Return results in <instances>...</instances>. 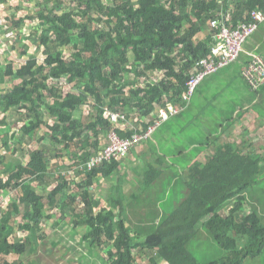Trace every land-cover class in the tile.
I'll use <instances>...</instances> for the list:
<instances>
[{"label": "trees", "instance_id": "1", "mask_svg": "<svg viewBox=\"0 0 264 264\" xmlns=\"http://www.w3.org/2000/svg\"><path fill=\"white\" fill-rule=\"evenodd\" d=\"M27 1L9 6H14L15 13L4 11L0 25V33L16 31L24 37L26 25L37 20L35 36L43 47L41 57L29 54L18 68L12 63L0 65V85L12 80L8 90L0 92V131L6 133L0 148V264H23L34 245L44 243V223L54 219L56 209L62 214L74 211V228L85 227L82 241L91 249L107 248V264H244L260 254L264 218L253 204L249 209L250 203L259 202L250 196L252 189L259 190L264 182L258 175L259 159L229 144L219 146L210 160L192 163L191 155L196 153H188L187 141L182 139L178 145L176 138L189 134L191 140L197 130L190 127L192 120L174 126V117H185L206 76L230 66L241 55L206 75L185 99L189 80L200 69L196 63L213 55L221 22L234 19L237 26L249 21L254 8L264 9V0H69L76 7L62 13L51 10L54 0L44 7L30 0L34 12L29 11ZM56 2L65 4V0ZM68 46L70 52L65 51ZM157 74L159 79L153 77ZM243 77L253 91L264 88L261 84L253 89L244 73ZM66 85L69 89L64 91ZM86 105L95 108L88 122L82 119ZM171 106L182 110L171 114ZM12 110L23 115V123L15 127L7 121ZM162 110L169 114L164 120L160 119ZM112 113L124 114L127 120L115 123ZM157 120L154 131L127 153L134 158L130 167L138 175L140 189L130 194L124 189L123 179L129 173L121 168L124 157L80 170L111 144V132L132 138L145 134ZM157 134L162 139L160 150L152 147L155 141L159 143ZM106 135L107 142L100 144ZM173 139L187 194L172 212L159 218L154 230L147 231L143 226L147 214L138 219L140 225H132L127 209L141 206L139 196L162 175L174 176L167 171V158L173 153L167 141ZM46 140L58 151L55 157H70L71 170L58 172L59 165L51 166L49 160L54 153L29 148L35 141ZM142 145L141 154L132 152ZM102 181L110 183V188L95 194ZM12 192L14 200L4 209V197ZM202 228L230 253L201 262L189 245ZM146 252L148 261L139 262L137 254ZM12 254L19 258H11Z\"/></svg>", "mask_w": 264, "mask_h": 264}, {"label": "rangeland", "instance_id": "2", "mask_svg": "<svg viewBox=\"0 0 264 264\" xmlns=\"http://www.w3.org/2000/svg\"><path fill=\"white\" fill-rule=\"evenodd\" d=\"M19 0H7L5 3H0V25H2V21H4L3 16L6 14L13 15L15 13V10L13 7L9 8V6L17 5ZM39 5L44 7L45 3L48 0H37ZM1 2V1H0ZM28 3V9L30 12H34V5L30 0L27 1ZM6 9H5V5ZM76 6L73 5L69 0H65L64 3H59L54 0V2L51 5V10L55 13H62L64 11H67L68 9L75 8ZM8 8V9H7ZM6 11V12H4ZM3 15V16H2ZM34 21L33 24L26 25L23 34L24 37L21 35L19 37L18 32H10V33H0L1 38V44H0V65L6 67L8 63H12L15 68H18L21 64L25 63L29 54H35L39 57L42 56V50L43 47H39L40 39L36 37L35 30L38 29L39 25ZM235 23L231 22V25L228 27H234ZM46 29V28H45ZM29 36V37H28ZM28 37V38H27ZM72 47V46H71ZM66 52H70V46L65 48ZM158 75H153L156 79L158 78ZM238 83L237 85L241 84L242 87H245V82L242 78V76H238ZM17 81V80H15ZM63 81V80H62ZM64 82V81H63ZM53 83H56L53 81ZM61 83H58V86ZM12 85V80L9 78L6 83L0 85V92H5L8 90V87ZM57 86V88H58ZM64 87V86H63ZM69 87L66 85L64 87V91L68 90ZM246 89V87H245ZM224 90V92H222ZM46 93L51 96V93L49 90H46ZM204 96V99L206 95L210 97L211 100V106L215 108L208 107L204 109L201 105V99L199 97ZM219 98H216L215 101H213V96L217 95ZM192 100L194 105H198L196 111L193 114L192 123L190 124V127H195V130L199 131L196 137H203L204 130L203 128H208L210 130H213L214 127H218V122L214 123L213 119L206 120L201 119V116H197V114L204 109V116L210 112V111H221L222 113L226 114L228 111H230L236 102L239 100L238 96L236 95L235 91H233L232 87L228 86L225 82H222V78L219 76V72H216L214 74H209L206 76L205 80L201 83L200 86L197 87V90L192 96ZM236 106V105H235ZM216 109V110H215ZM129 110H135V108L129 109ZM95 108L92 105H86L84 108V113H82V119L84 122H88L94 114ZM3 117V114H1ZM7 121H10V124L12 127L16 126V123L20 121V123H23V115L18 114L17 111L12 110L7 113ZM48 122H51L52 119H48ZM187 121V118H181L179 116L174 117V126H178L181 123L185 124ZM202 124V125H201ZM204 124V125H203ZM166 127L165 125H162L158 130H162ZM203 127V128H202ZM4 131H0V148L2 147L3 143V137L6 133L2 134ZM154 137V136H153ZM155 139H159V143L154 142L155 144L152 145V147L155 149H159L160 147L158 144L162 145V139L158 137V134L156 135ZM178 140V145L183 144V141L176 138ZM205 139V138H204ZM105 141L107 142V135L99 139L100 144H104ZM13 142L12 140L10 141ZM150 142V141H149ZM205 142V141H203ZM201 142V143H203ZM171 149H173V153H170V156L167 158L168 160V169L169 172H174V176L168 175H162L153 185L148 188L144 194L140 195V205L135 204L134 206H130L127 209V216L130 220L132 225L138 224L140 225V221L138 219L143 215L147 214V217L145 218L143 222V226H146L147 231L154 230L156 223L160 220L159 218H162L163 215L169 214L172 212L178 204L181 202V200L186 196L187 194V186H184V179L180 173L182 171H179V166L177 164V159L174 157V139L169 143ZM176 145L177 152L180 150L179 146ZM155 146V147H154ZM36 148V149H44L50 152V154L54 153V155H51L52 157L49 159L51 162V166L58 164L59 168L57 171L59 172L61 169L64 171L71 170L70 163V157L69 156H62L60 158L55 157L56 153L58 151L53 148V146L50 144L48 140L44 141L43 143H37L36 141L33 142L32 146H29V148ZM28 149V147H27ZM144 151V149L140 148L137 149V153L141 154ZM165 153V152H164ZM169 154V153H168ZM132 156H130L129 161L133 162ZM127 159L125 160V162ZM137 164H139L137 162ZM81 170V169H80ZM131 178L129 179L130 184L133 188H136L140 185V182H138L137 176H135L134 172L131 170V172L128 173L131 174ZM69 176H75V173L69 172ZM75 178H78L75 176ZM174 179V180H173ZM51 181V180H50ZM127 184V183H126ZM111 184L102 181L98 184L95 190V194L97 193H105L110 188ZM74 188V186H72ZM129 187V194L130 191L133 188ZM256 190V187L252 189L251 194ZM258 191H261L260 189ZM128 194V195H129ZM11 197H13L11 199ZM15 193L12 192L11 194L5 196L4 201V209L7 208L9 202L14 200ZM250 197V196H249ZM11 199V200H10ZM255 201L249 204V209L252 208L259 210L264 209V199H259V202L254 205ZM74 208V207H73ZM75 209V208H74ZM74 211H65L63 214L59 209H56L53 211L54 219L46 221L44 223L45 227V233L43 232L44 236L46 235V239L44 243L41 244H35L31 254L26 256L24 259L23 264H107L106 259H109L108 249H91L89 247V244L87 242L82 241V235L85 233V227H77V230L74 228L73 220H71L72 213ZM158 219V220H157ZM143 228V227H142ZM23 235V234H21ZM189 250L193 252L197 258L201 262H208L214 259L222 258L226 255V251L223 247H221L218 243L215 242L211 234L208 232L207 229L202 228L198 234V236L190 243ZM99 252V253H98ZM14 259H18L19 255L12 254L10 256ZM138 261L139 262H145L148 261V253H140L137 254ZM257 257L256 259H259ZM232 261H230L231 263ZM229 263V264H230ZM245 264H261L259 260H251V258L245 263Z\"/></svg>", "mask_w": 264, "mask_h": 264}, {"label": "crops", "instance_id": "3", "mask_svg": "<svg viewBox=\"0 0 264 264\" xmlns=\"http://www.w3.org/2000/svg\"><path fill=\"white\" fill-rule=\"evenodd\" d=\"M232 20L236 24L235 20ZM206 34H208L207 31L205 32V35ZM254 56H260L264 59V22L259 25L255 34L244 43L243 51L241 52L239 59L235 63H232L230 66L219 71V76L222 78V82H225L228 86L232 87L233 91H235L239 98L235 104L236 106L234 105V107L226 114L215 109L216 111H210L204 116V109L208 107L213 109L215 107L211 106V100L208 95H206L204 99V96L201 94V97H199L201 99L200 106L204 109L201 110L197 116H201V119H206L207 121L213 119V122H218L219 126L214 127L213 130L202 127L204 130L203 137L205 139L196 137L197 133L200 134L199 131L194 133L191 140L188 137L189 134L178 135L180 140L183 139L184 142L187 141V152L190 153L194 151L196 153L195 155H191L192 163H194V160L202 161L204 163L214 157L219 146L225 148L227 145L231 144L242 148L246 155L259 159L261 170L258 175L261 179H264V88H260V91H253L243 77V69L251 60H253ZM238 76H242L246 89L244 86L242 87L241 84L237 85ZM222 92H224V90ZM216 98H219L218 94L213 96V101H215ZM190 106L191 108L188 109V112L185 115L188 122H191L194 112L200 107L194 105V103H191ZM128 123L132 124L130 122ZM193 129H195L194 126ZM210 136L216 137L215 139H212ZM167 142L170 143V140ZM143 146L144 145H142V147L138 146L136 149H133L132 152L143 148ZM126 159L127 161L125 162ZM128 159H130V155L125 156L121 160V168L131 172L130 166L132 162L128 161ZM158 167L160 168V166ZM1 169L2 166L0 165V174ZM134 175L137 176L136 180L140 182L138 175L136 173ZM130 176H132V173L129 175L125 174L124 176L125 190L129 189L128 184L130 185V188H133L129 182V179L131 178ZM133 189H140V185ZM258 189L261 191L256 190L250 196L256 199H264V182L262 185H259ZM257 211L264 218V209L261 208ZM229 253L230 251H226L225 256ZM259 256L260 258L256 259ZM249 259L250 258H247L245 263ZM251 260H259L261 264H264V250L257 256L251 257ZM162 264H165V262L163 261Z\"/></svg>", "mask_w": 264, "mask_h": 264}, {"label": "built area", "instance_id": "4", "mask_svg": "<svg viewBox=\"0 0 264 264\" xmlns=\"http://www.w3.org/2000/svg\"><path fill=\"white\" fill-rule=\"evenodd\" d=\"M221 22V32L217 34V43L213 47V55L199 60L196 65L200 66L188 83V92L184 95L188 100L195 90L198 83L209 73L228 65L235 61L239 54L243 51V45L253 33L256 32L259 25L264 22V9L254 8L250 13V20L240 23L234 27H228L231 22ZM216 20H212V26H216ZM244 76L249 81L253 89H258L261 84H264V59L260 56H254L252 62H250L244 68ZM184 107V106H183ZM171 114L179 113L182 110L180 106H171ZM166 110L161 111L160 119L164 120L168 117ZM111 120L115 123L122 124L127 120V117L121 113H112ZM159 124L157 120L145 134H134L132 138H120L115 131L110 133L111 144L105 149V151L87 163L80 167L81 170L91 169L95 165L103 162L105 159L110 160L117 157H125L131 147L136 145L142 138L146 139L150 133Z\"/></svg>", "mask_w": 264, "mask_h": 264}]
</instances>
